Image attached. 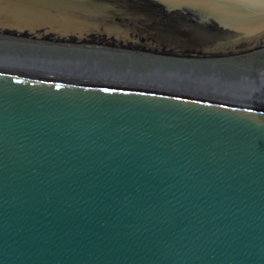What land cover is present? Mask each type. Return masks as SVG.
I'll list each match as a JSON object with an SVG mask.
<instances>
[{
  "label": "water",
  "instance_id": "obj_1",
  "mask_svg": "<svg viewBox=\"0 0 264 264\" xmlns=\"http://www.w3.org/2000/svg\"><path fill=\"white\" fill-rule=\"evenodd\" d=\"M0 32L225 56L264 0H0ZM0 264H264V107L0 71Z\"/></svg>",
  "mask_w": 264,
  "mask_h": 264
},
{
  "label": "bare ground",
  "instance_id": "obj_2",
  "mask_svg": "<svg viewBox=\"0 0 264 264\" xmlns=\"http://www.w3.org/2000/svg\"><path fill=\"white\" fill-rule=\"evenodd\" d=\"M25 38L0 32V71L85 78L264 107V46L238 53L242 56L232 60L227 55L170 54L34 38L36 45Z\"/></svg>",
  "mask_w": 264,
  "mask_h": 264
},
{
  "label": "rangeland",
  "instance_id": "obj_3",
  "mask_svg": "<svg viewBox=\"0 0 264 264\" xmlns=\"http://www.w3.org/2000/svg\"><path fill=\"white\" fill-rule=\"evenodd\" d=\"M25 39H31V43H33V44H36L37 45V42H35V41H37V39H34V38H31V37H26ZM30 43V44H31ZM263 48V47H262ZM261 49V48H260ZM262 52V54L264 55V50H262L261 51ZM227 56H229L228 58H231L232 60L233 59H238L240 56H242V55H236V54H233V55H227ZM244 60V59H243ZM243 63H245L246 64V59L243 61Z\"/></svg>",
  "mask_w": 264,
  "mask_h": 264
}]
</instances>
